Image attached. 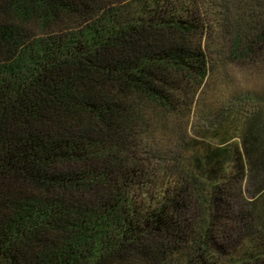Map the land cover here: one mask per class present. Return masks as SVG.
<instances>
[{"label": "trees", "instance_id": "1", "mask_svg": "<svg viewBox=\"0 0 264 264\" xmlns=\"http://www.w3.org/2000/svg\"><path fill=\"white\" fill-rule=\"evenodd\" d=\"M204 1L0 0V264H264V94L205 104L264 0Z\"/></svg>", "mask_w": 264, "mask_h": 264}, {"label": "rangeland", "instance_id": "2", "mask_svg": "<svg viewBox=\"0 0 264 264\" xmlns=\"http://www.w3.org/2000/svg\"><path fill=\"white\" fill-rule=\"evenodd\" d=\"M203 7H201L202 15L211 21L217 20V12H220L221 9L216 8L218 5V1L205 0ZM214 2V3H213ZM221 7V6H220ZM221 13V12H220ZM79 23H70L67 26H60L57 28H53L47 32V35L50 36H58L62 33H68L76 29ZM32 33L30 35V39L39 36H46L44 32L36 28H33ZM217 42V41H216ZM216 74L214 77V81L211 82V86L208 87L205 92L206 105L217 107L220 104L230 105L235 104L242 105L244 107V99L248 98L250 94L254 92L257 96L261 97L264 94V69H254L251 67L245 66H237L235 64H217ZM209 95V97H207ZM239 107V106H238ZM195 114H191L189 121L195 119ZM221 119H223L221 117ZM229 119H233L237 121L238 116L230 117ZM241 119V118H240ZM231 124V123H229ZM189 127L190 124L188 123ZM187 125V127H188ZM205 143L214 144V145H222L226 144L228 141H221L217 137L214 139H205ZM230 141V140H229ZM170 178L174 179L173 174H170Z\"/></svg>", "mask_w": 264, "mask_h": 264}]
</instances>
